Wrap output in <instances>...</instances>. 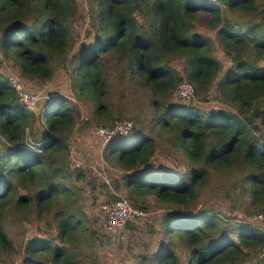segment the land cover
Wrapping results in <instances>:
<instances>
[{"label": "trees", "instance_id": "obj_1", "mask_svg": "<svg viewBox=\"0 0 264 264\" xmlns=\"http://www.w3.org/2000/svg\"><path fill=\"white\" fill-rule=\"evenodd\" d=\"M87 4L90 29L75 50L71 25L78 0H0V247L10 244L6 220L12 215L23 223L20 264H109L96 248L97 241L108 242L107 230L95 235L103 215L91 217V206L97 205H87L81 195L99 184L104 206L125 199L144 211L146 198L155 195L168 210L161 218L167 247L148 257L140 252L138 260L264 264V256L259 260L264 227L253 225L264 223V0ZM175 63L181 64V74ZM58 66L73 95L51 93L50 100L40 101L43 108L27 110L9 79L19 76L27 86L51 81ZM112 70L128 73L149 92L154 126L170 145L164 152L145 135L132 146L127 141L137 138L135 131L107 145L106 160L126 171L125 184L114 185L128 199L114 198L104 181L80 186L87 180L85 170L68 164L67 135L81 117L77 101L93 108L101 127L106 117L102 99L110 91ZM183 82L195 88L196 99L190 103L175 99ZM212 99L222 106L204 107ZM160 151L171 157L170 166L153 164ZM214 173L238 178L241 209L231 208L234 196L227 193L222 198L230 204L227 212L208 204L193 216L188 207ZM235 212L246 223L237 221ZM135 221L120 234L134 232ZM119 258L121 264L129 260Z\"/></svg>", "mask_w": 264, "mask_h": 264}, {"label": "rangeland", "instance_id": "obj_2", "mask_svg": "<svg viewBox=\"0 0 264 264\" xmlns=\"http://www.w3.org/2000/svg\"><path fill=\"white\" fill-rule=\"evenodd\" d=\"M87 3L88 0H78V14L73 18L71 25L73 38L76 41L75 50H78L79 46L83 44L85 35H87V31L90 29L91 7ZM221 56L222 53L217 54V57ZM175 65L177 71L181 74L183 70L181 64L175 63ZM64 73L62 66H58L53 80L44 82L37 80L34 83L31 82L32 84L30 83L28 85L29 87L25 84V87L27 90L28 88L34 89L31 93H37L41 98L48 97L51 93H60L66 97H71L73 93L69 88V81ZM45 99L48 100L47 98ZM73 99H76V97L73 96ZM102 103L106 107V117H104L101 127L109 128L114 121L131 119L135 123L134 135L137 138H134L135 140L131 142L127 141L128 143H132L134 144L132 146H136L139 144L136 143V139L148 135L154 139L162 150L165 149L166 151H170L167 148L170 146L167 144L168 141L166 138H162L160 130H157L154 126L155 111L152 106L151 95L149 92L138 86L136 81L133 80L128 73L125 72L124 74H119L116 70H112L110 77V91L104 96ZM77 104L81 111V117L75 128L68 133L67 139L71 151V155L68 158L69 166L73 168H77V166L83 168L87 175V180L79 182V185H87L88 182L94 184L104 181L112 190V195H115L114 198L125 197L128 199L125 192H119L114 185V183L117 182L125 184L126 171L119 168L114 162H108L105 158L107 145L112 141H106L96 134V130L100 127L97 126L98 124L94 119L93 108L84 105L79 100L77 101ZM203 105L204 107H207L208 110H211L210 108L215 110L219 109V107L222 106V103L216 99H212L210 103ZM38 107L43 108L44 102H40ZM1 147L2 145L0 142V148ZM164 152L161 153L160 151L159 154L161 153L162 155L157 154L155 156L157 158L153 161V164L156 167H160L161 165H164V167L171 165V157L164 158ZM237 181L238 178L236 176H220L214 173L208 186L200 192V196L188 207V211L195 216L198 212L204 210L206 205L216 204L219 205V209L217 210L220 212H227L230 209V204L225 205L223 204L225 201L222 200L223 197H226L227 193L234 196V202L231 203V208L236 211L240 210L243 200L238 195V190L235 186ZM99 187V184L97 185V189L87 187V189L81 194L87 205L91 206L93 203L97 205L96 207L91 206V217H93L94 214L98 217L103 215L102 219L95 225V228L99 231L98 234L95 235L100 237V234L105 233L107 230L108 242L105 244L97 241V250L100 249L104 260L109 264H121L119 257L123 256L129 257V263L127 262L124 264H130L132 261L136 264H147L145 260H138V256L141 255L140 252H142L144 257H148L157 252L161 247H167L166 244L168 237L163 236V224L161 220L164 211L167 209L164 205L159 203V200L155 195L148 196L144 202V208H148L144 210L146 213L145 217L135 221L137 224H134V226L137 227V229H135L134 232L125 231V233L120 235H118V233L121 232L118 231L116 237H111V241L106 221L103 219L104 213L102 211L104 210L103 206L106 204V197L101 195ZM249 201L250 200H246L245 205H248ZM231 212L232 211H230V213ZM237 214L238 213L235 212L233 215ZM237 216H239L237 221L246 223L242 220L241 215L238 214ZM261 217H263V215H258V220H261ZM85 223L86 227L90 229L91 223L88 221ZM22 224L23 223L14 221L12 215L7 217L6 231L9 235L10 244H8L5 249L0 247V264L6 262L9 264H20L23 262L20 254V241L23 240ZM261 224L262 225H258L256 222L253 223V225L258 228L264 227V223ZM250 225L252 224L250 223ZM132 230H134V227H132ZM104 239H106V235ZM130 249H133V251H130ZM134 250L137 252L135 253ZM263 254L264 252L261 253V255ZM262 258L263 256H261L259 260ZM253 263L255 262L246 264Z\"/></svg>", "mask_w": 264, "mask_h": 264}, {"label": "built area", "instance_id": "obj_3", "mask_svg": "<svg viewBox=\"0 0 264 264\" xmlns=\"http://www.w3.org/2000/svg\"><path fill=\"white\" fill-rule=\"evenodd\" d=\"M10 83L13 89L19 96L20 101L25 105V108L29 111H35L38 103L42 100L39 94H31L26 90L25 85L19 76H13L10 78ZM176 99L179 101L190 103L196 99V91L192 84L183 82L179 85L176 93ZM49 100L51 95L45 97ZM135 129V123L131 119L117 120L111 127H100L96 130V134L105 139L106 141H112L115 138L127 137L133 133ZM103 209L107 215V229L112 237H116L118 231L122 232L126 225L133 220H138L145 217V212L137 209L131 205L127 200L122 199L117 201L110 207L104 206ZM120 233H118L119 235ZM264 252V251H263ZM264 256V254L262 255ZM9 264V263H4Z\"/></svg>", "mask_w": 264, "mask_h": 264}, {"label": "bare ground", "instance_id": "obj_4", "mask_svg": "<svg viewBox=\"0 0 264 264\" xmlns=\"http://www.w3.org/2000/svg\"><path fill=\"white\" fill-rule=\"evenodd\" d=\"M99 129V128H98ZM124 137V136H123ZM119 138H121V137H119ZM115 139H117V138H115ZM115 139H113L112 141H114ZM106 224H107V222H106Z\"/></svg>", "mask_w": 264, "mask_h": 264}, {"label": "clouds", "instance_id": "obj_5", "mask_svg": "<svg viewBox=\"0 0 264 264\" xmlns=\"http://www.w3.org/2000/svg\"><path fill=\"white\" fill-rule=\"evenodd\" d=\"M50 100V99H49Z\"/></svg>", "mask_w": 264, "mask_h": 264}]
</instances>
